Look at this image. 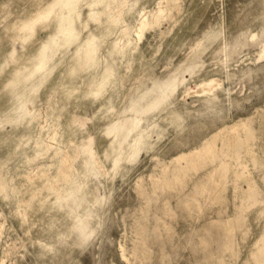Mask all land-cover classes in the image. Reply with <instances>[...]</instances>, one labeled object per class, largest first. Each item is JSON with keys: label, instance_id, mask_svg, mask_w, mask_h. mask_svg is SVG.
Instances as JSON below:
<instances>
[{"label": "rangeland", "instance_id": "374dc122", "mask_svg": "<svg viewBox=\"0 0 264 264\" xmlns=\"http://www.w3.org/2000/svg\"><path fill=\"white\" fill-rule=\"evenodd\" d=\"M54 1L0 0V264H264V59L251 38L264 28V0H77L70 41L58 34ZM138 14L150 22L142 37ZM128 37L133 48L118 53L113 40ZM236 37L245 44L225 63L223 47ZM91 38L95 67L86 64ZM107 61L114 75L95 97ZM197 62L179 99L143 116L161 125L154 148L114 167L106 125L131 116L123 111L155 80L181 79ZM209 80L221 85L215 100L201 93ZM194 100L182 118L162 119ZM221 127L214 139L225 172L208 159L176 175L172 162L164 174L151 158L167 159ZM82 183L81 193L103 197L95 232L85 242L75 233L61 239L72 220L53 190Z\"/></svg>", "mask_w": 264, "mask_h": 264}, {"label": "bare ground", "instance_id": "6f19581e", "mask_svg": "<svg viewBox=\"0 0 264 264\" xmlns=\"http://www.w3.org/2000/svg\"><path fill=\"white\" fill-rule=\"evenodd\" d=\"M76 1L77 0L54 1V4L58 6L60 12V23L57 31L58 34L63 35L67 39L66 41H70L72 38L77 37V34L73 26L74 18L70 15L71 11L76 10L77 7ZM104 1L105 0H94L91 5ZM164 10H165L164 8H161L159 6L158 13L159 14L163 13ZM143 13L144 12L142 11V14ZM159 14L158 15L154 14L155 16L152 17L153 23L159 22L158 21ZM149 23L150 22L148 16L142 15L139 24L136 26L135 29L136 34H138L139 37L140 36L142 37L143 31ZM152 26H154V24ZM152 26L150 28H152ZM260 31L261 32L257 35L256 34L251 35L252 39L259 38L258 45L260 49L258 54V60L264 59V28H262ZM139 37L138 39H141ZM113 42L116 49H118V53L121 52L125 53L127 49L133 48L131 47L133 41L130 37H128L123 42H122V38H117L113 40ZM121 42L122 44H120ZM244 44L245 41H241L239 37L234 38L231 42L225 43L223 47V51H225L224 62L226 63L228 58H231L232 55L235 52H237L240 49V47L243 46ZM96 50L97 47L95 46L94 38L89 39L88 50L86 51L85 56L87 57L86 64L88 63L87 65H89L90 67H95L97 65L96 59L98 55L96 53ZM114 54L115 51L113 48L112 50H109L107 56L109 58H113ZM199 65H200L199 62L189 65L187 68H185L182 75L183 76L188 75L191 70H193L195 67ZM113 75H114L113 65L107 61L106 66L104 67L102 80L93 83L92 86L93 88L90 90V93L95 97H98L100 94H102L105 88L111 84V78ZM232 76L233 74L225 72L226 78H231ZM186 79H187L186 76L182 77L181 79H178V76L170 75L165 77L164 79L155 80L152 83V86L147 87L145 90L142 91V93L134 96L132 100V104H130L123 111L124 113L130 112L132 114L131 116H127L124 119H119V118L114 119L106 125L105 133L107 134V136H111V139L109 141L110 148L107 152V156L111 159L112 165L114 167H118V165L122 160H125L126 162L129 163H133L134 161L137 160L140 151L145 150L147 152L154 148L153 134L157 132V129H159L161 125L158 123V121L154 120V117L145 118L143 116L148 115V113H152L154 110L155 111L158 110L163 105L167 106L166 103H169V106L171 104H174L179 99L177 95H175L177 89L180 85H182L186 81ZM214 80H209L207 82H204V84H201L205 86L204 88H202L201 93L211 97V100H215L217 97V94L214 92L215 88L221 86V85H217V87L211 86V82L214 84L213 82ZM195 104H196V100L192 101L190 105L184 103L180 107L173 106L174 108H171L167 113V115L162 119H166V118L169 119L170 117L173 116H177L178 119H180L183 117L185 113L184 111L189 112L191 107H193ZM229 128H235V125H232ZM226 129L227 127L219 128L218 130L212 132L211 134L202 137L201 140L191 148L187 150H181L180 152L172 155L167 159L163 158L161 155L157 154L156 152L152 154L151 158H155L158 162L163 164L160 171H162V173L164 174L168 172V170L170 169V163L172 162H175L176 165H178V166L175 165L176 167L174 168V175H176V173L179 170L184 169L185 167L188 166L197 169L200 167V164L197 162L208 159L215 160L216 162L215 167L212 170L219 169L220 171L225 172L226 167H228V165L226 164L227 161L226 162L218 161V160H222L221 157L224 154L220 153L219 148L221 144L216 143L215 139L217 135L221 134ZM41 145L42 144H37L38 147ZM247 151L248 149L245 147L243 152H247ZM88 152L92 154L91 149H88ZM236 152H238V150H236ZM236 156L238 157V155ZM195 158L200 160H197ZM182 159H187L185 166L180 164V161ZM65 160L66 158H64L62 161L64 162ZM243 166L244 165L240 161L237 164H235L234 169L239 170ZM89 167L90 168L88 170L93 172L94 176H99L100 172L96 171L93 168L92 164H90ZM58 169L60 170V168ZM43 175L46 174L43 173ZM149 176L150 175H148V177ZM71 179L72 178L68 180ZM63 188L65 187L62 186L61 189ZM83 188H84V184L82 183L79 184L76 188H66L63 192H61L60 189H56V188L53 190L55 194V199H56L55 202L57 203V207L59 209L65 210L66 216L72 220L71 223H69V225L67 226V229L65 231L57 233V237L61 239H67L71 233H75V235L79 240L85 242L95 232L96 225L95 226L92 225V219L95 217L97 218L99 217L98 208L101 206L103 197L96 195L94 189L90 190L86 194L81 193L83 191ZM154 192H156V190ZM163 200L166 201L167 198L164 197ZM80 208H82V211L80 210ZM166 209L169 210L168 207H166ZM53 224L54 222L51 221L47 225L48 227H52ZM125 259L127 261V258ZM140 262L143 263L144 260H141Z\"/></svg>", "mask_w": 264, "mask_h": 264}]
</instances>
